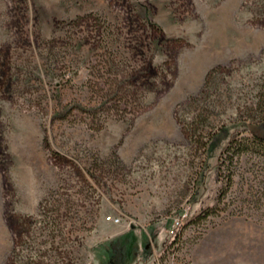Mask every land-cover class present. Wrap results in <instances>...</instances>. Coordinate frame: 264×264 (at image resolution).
<instances>
[{
  "label": "rangeland",
  "instance_id": "374dc122",
  "mask_svg": "<svg viewBox=\"0 0 264 264\" xmlns=\"http://www.w3.org/2000/svg\"><path fill=\"white\" fill-rule=\"evenodd\" d=\"M255 129L264 0H0V264H264Z\"/></svg>",
  "mask_w": 264,
  "mask_h": 264
},
{
  "label": "trees",
  "instance_id": "16d2710c",
  "mask_svg": "<svg viewBox=\"0 0 264 264\" xmlns=\"http://www.w3.org/2000/svg\"><path fill=\"white\" fill-rule=\"evenodd\" d=\"M248 133L252 136V139L254 141L264 142V129H255L251 131L248 130ZM238 135L239 133L236 136H234V138L232 137L231 139H229V141L227 142V145L233 144ZM206 211L207 209H204L202 212L206 213Z\"/></svg>",
  "mask_w": 264,
  "mask_h": 264
}]
</instances>
